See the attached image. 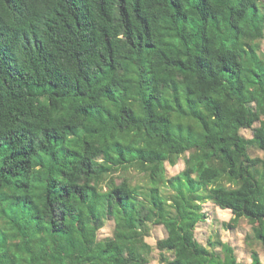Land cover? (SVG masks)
I'll return each mask as SVG.
<instances>
[{
  "label": "trees",
  "instance_id": "1",
  "mask_svg": "<svg viewBox=\"0 0 264 264\" xmlns=\"http://www.w3.org/2000/svg\"><path fill=\"white\" fill-rule=\"evenodd\" d=\"M263 44L264 0H0V264H264Z\"/></svg>",
  "mask_w": 264,
  "mask_h": 264
},
{
  "label": "rangeland",
  "instance_id": "2",
  "mask_svg": "<svg viewBox=\"0 0 264 264\" xmlns=\"http://www.w3.org/2000/svg\"><path fill=\"white\" fill-rule=\"evenodd\" d=\"M264 47V44H263ZM242 133L247 137L253 136L252 129H243ZM253 155L264 156L262 151L252 150ZM185 168V161L180 158L176 165L166 164L167 175L171 176L177 174ZM203 210L206 217L201 220L196 230V238L203 244L209 245V241H212L215 250H220L221 246L218 245V241L229 243L235 250V254L239 261L250 262L252 260V248L248 245L246 235L252 233V225L246 220L241 219L239 224L230 228L227 223L232 217L230 210L221 209L211 201H207L203 204ZM113 221L107 220L105 225L101 227L99 235L100 237H107L112 234ZM151 234L147 237V241L153 246L162 237L166 236L167 231L163 225H152ZM253 248L260 253L261 259L264 261V252L259 244L253 245ZM149 264H162L160 261V251L155 249L151 254V261Z\"/></svg>",
  "mask_w": 264,
  "mask_h": 264
}]
</instances>
